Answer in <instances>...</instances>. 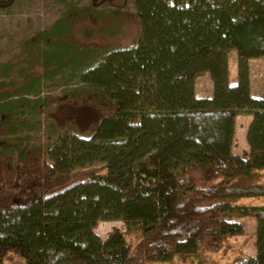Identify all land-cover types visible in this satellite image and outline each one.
<instances>
[{
    "label": "trees",
    "instance_id": "16d2710c",
    "mask_svg": "<svg viewBox=\"0 0 264 264\" xmlns=\"http://www.w3.org/2000/svg\"><path fill=\"white\" fill-rule=\"evenodd\" d=\"M117 1L102 2L119 10ZM134 3L131 17L111 15L135 19L139 35L93 64L94 51L57 41L70 30L63 19L39 33L51 40L44 67L84 66L79 76L94 89V103L63 108L66 131L47 147L0 143V264L13 251L25 264L198 257L243 236V218L257 220V253L234 264H264V205L239 204L264 197V96L252 94L250 71L251 59H264V0ZM7 67L0 68V114L4 100L29 94L38 81L4 82ZM204 73L213 98L197 97ZM240 115L254 117L249 155L233 152ZM0 126L18 132L9 120ZM116 220L140 225L137 245L119 229L106 240L97 234L100 223Z\"/></svg>",
    "mask_w": 264,
    "mask_h": 264
},
{
    "label": "rangeland",
    "instance_id": "374dc122",
    "mask_svg": "<svg viewBox=\"0 0 264 264\" xmlns=\"http://www.w3.org/2000/svg\"><path fill=\"white\" fill-rule=\"evenodd\" d=\"M103 0H0V68H9L1 79L18 85L31 79H38L27 95L7 98L4 113L0 121L11 122L17 127L16 134L8 132L9 127L0 126V143L3 141H23L28 146L47 147L66 131L65 119L69 115L63 108L80 107L93 104L94 89L80 79L84 67L66 65L61 69L45 68L43 50L51 40L40 39L39 33L50 31L62 19L70 26L68 34L60 36L57 41L89 49L92 61H97L110 48L132 44L139 35V25L134 15V0H118L117 10ZM94 5L95 10L88 12L86 7ZM125 14L126 17L115 18L111 14ZM115 12V13H116ZM54 42V41H52ZM49 48V47H48ZM230 61V84L238 82V53L232 51ZM252 94L264 96V59L250 60ZM197 97L213 98L214 84L210 73H204L196 82ZM252 115L238 116L233 152L249 155L250 146L247 134ZM264 180V178H263ZM247 206L264 205V197L245 198L239 202ZM245 224L243 236L232 237L219 252L204 253L198 257L175 256L172 261H147L146 264H234L246 257L256 256V218L241 219ZM119 229L127 241L134 246L142 237L140 225L128 228L123 221H105L97 226V234L106 240ZM3 264H25V260L16 252H9Z\"/></svg>",
    "mask_w": 264,
    "mask_h": 264
},
{
    "label": "crops",
    "instance_id": "0c3cea01",
    "mask_svg": "<svg viewBox=\"0 0 264 264\" xmlns=\"http://www.w3.org/2000/svg\"><path fill=\"white\" fill-rule=\"evenodd\" d=\"M261 96V95H260ZM260 96H257V97H260Z\"/></svg>",
    "mask_w": 264,
    "mask_h": 264
}]
</instances>
